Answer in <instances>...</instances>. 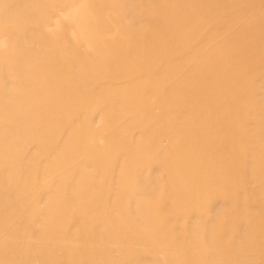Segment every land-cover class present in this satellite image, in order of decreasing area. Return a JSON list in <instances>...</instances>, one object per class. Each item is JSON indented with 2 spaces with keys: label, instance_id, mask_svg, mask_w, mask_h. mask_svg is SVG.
<instances>
[{
  "label": "rangeland",
  "instance_id": "obj_1",
  "mask_svg": "<svg viewBox=\"0 0 264 264\" xmlns=\"http://www.w3.org/2000/svg\"><path fill=\"white\" fill-rule=\"evenodd\" d=\"M120 1L0 0V264H264V0Z\"/></svg>",
  "mask_w": 264,
  "mask_h": 264
},
{
  "label": "bare ground",
  "instance_id": "obj_2",
  "mask_svg": "<svg viewBox=\"0 0 264 264\" xmlns=\"http://www.w3.org/2000/svg\"><path fill=\"white\" fill-rule=\"evenodd\" d=\"M152 2V0H144V2ZM124 2L123 5H121ZM207 2L206 0H167V3L171 6L172 4H176L178 6H184L185 8H199L201 6L202 3ZM119 4L125 8L126 10L130 11L131 13H133L132 17L136 20L135 22V26L137 27V30H152L153 28V24L152 21L150 20H154L155 19V15L150 16L144 24V15H140L138 14V10H139V4L137 0H121L119 2ZM118 4V5H119ZM149 7L152 8V10L154 11V6H152V4H149ZM211 12H218L217 8H211L210 9ZM209 11V12H210ZM263 11V10H262ZM161 13L158 14V16H162L163 18L166 19V21H168L166 23L165 26V31H166V38L163 41V46L162 49L165 50L166 53H169L170 50L173 51V49H175L179 44V42H182L184 40L189 41V34L186 31V29L188 27H190L191 25H193L194 22V26L192 28H196L198 27V29L200 28L199 26H203L205 23H203V18L204 16L196 17L194 15L191 14H184L181 11L178 13L175 11L174 7H167L165 8L163 11H160ZM208 16H210V14H208ZM143 17V18H142ZM211 17V16H210ZM262 18H264V14H262ZM218 27H224V25H219L216 26ZM176 30L178 31L177 35L173 36L172 31ZM188 30V29H187ZM248 43L254 44L256 43L255 39L252 40L251 42L248 41ZM193 55H197V53H191V54H186L184 61L188 62L187 60L193 56ZM199 58H200V54ZM167 58V56H165ZM202 64H204L205 67L210 68V70L216 71L218 70V67L222 66L223 63L221 62H217L211 58H202ZM227 71V70H226ZM219 72L220 74H222V76L220 77L219 81H215L213 82L211 85L208 84L206 82V88L209 87L210 88V93L212 94H220L223 92V90L225 89L226 86H228L227 88H231L234 85H236L239 81H240V77L238 78V80H235V78H233V75H235L237 72L235 71L234 68H229V72ZM236 72V73H235ZM229 75V76H224L223 75ZM198 76V75H197ZM200 77V76H198ZM189 121V119L187 117H177L176 118V125H180V124H186ZM107 185H103L102 184V188L105 189ZM139 187L141 189H147L148 185L144 184V183H140ZM134 188V187H133ZM115 200L111 199V200H105L104 205L105 207L108 206V208L110 207L111 209H115L117 211V209H119L120 207V202H121V198H114ZM96 204V201L94 202L93 206ZM92 206V207H93ZM132 228H136V226L134 224H132L130 226V229ZM179 234H182V232L178 231ZM108 237V234H103V235H97L98 239L104 240L106 239L105 237ZM122 236L120 235V232H117V239H121ZM100 257H104V255L102 256V253L99 254ZM118 262H122V259L120 258L118 260ZM103 264V263H102Z\"/></svg>",
  "mask_w": 264,
  "mask_h": 264
}]
</instances>
